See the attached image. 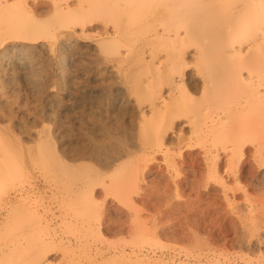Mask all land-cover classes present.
<instances>
[{
	"label": "rangeland",
	"instance_id": "rangeland-1",
	"mask_svg": "<svg viewBox=\"0 0 264 264\" xmlns=\"http://www.w3.org/2000/svg\"><path fill=\"white\" fill-rule=\"evenodd\" d=\"M69 1L74 4L76 0ZM228 30H225V32ZM227 33H225L226 36L223 38V42L227 46H231V44L237 42L234 38L235 29ZM217 36L214 37L217 38ZM219 36H222V34H219ZM133 38L135 40L134 44L141 43V38ZM96 42V40L82 39L80 45L83 44L84 54L82 53V55L79 49L78 52L77 50L75 51L77 55L71 57L67 55V60H65L69 68L66 67L67 70L64 69L65 67L63 68L65 63L63 64L62 60L60 61L59 40L56 41L53 50L47 51L42 58L39 56L37 62L40 64L36 65L35 68L40 66L46 70V87L43 92H39L34 88L33 85L38 81V78L36 79L33 74H29L31 80L24 79L25 81L21 82L22 85L21 83L18 84L17 81L9 85H12L11 87L19 85L16 89L13 90L10 87L4 92L1 91L0 100L2 104L0 105V110H3L6 114H11V120L6 116V121L4 120V123L0 125L2 127L0 132V174L3 178L2 186L0 187V197L13 193L15 188L22 185L26 186L30 190L31 199L37 202L39 210L43 214L46 210V214L51 220L52 232L51 235H44V238L34 236V232L28 236L25 235L26 231H28L26 228L30 227L36 220L33 215H18L7 220L4 215H0V264H29L30 259L34 256L39 258L41 263L44 260L45 264H130V262L131 264H139L140 260V264H149L144 258L146 255L152 257L153 264H155L154 261L157 264H162V261L163 264H264V157L261 154V150L264 148V123L251 125L255 128H252L248 123L249 119L253 121L257 116L264 115L263 106L262 108L244 106L240 112L234 115L236 132L233 131L231 134V145L234 144L231 147L233 148L232 160L230 159L227 165L225 160L220 161L217 176L216 174L214 176L213 172L209 168L204 167V165L201 168L198 167L197 174L203 175V179L200 178V181L194 180L197 185L194 188L190 185L191 180L194 179L192 167L189 162L182 163L180 161L178 164L182 156H180L181 151L175 141L169 144L172 154L176 160L178 159L174 167L171 162H166L161 156L154 160L148 158L145 160V157L141 156L139 152L120 159L110 167L111 169L104 167L100 163L101 160L99 159L104 156L102 158L100 156L88 158L89 155H87L86 158L85 156L76 155L77 158L79 157L78 161H69L72 157L76 158L71 155V152L81 150L83 147L84 149H90L96 144L103 145L105 143V145H112L113 148H122L123 146H128L129 143L132 145L134 140H136V137H134L136 135L135 132L139 129V116L136 108L138 104L136 100L138 98L135 99V96H133L136 105L133 103L127 108H122L123 106L120 104H122L125 97V84L120 80H115L114 74L111 72L113 69L111 66L118 59L115 54L118 51L126 52L127 47L124 46V43H113L107 51H104L96 47ZM84 44L89 45V49H86ZM196 49V46H191L188 52L196 51ZM158 50L161 51L160 47ZM136 51L133 60H143L142 56H139L142 49L139 48ZM186 56V60L190 61L191 64L187 72L193 73L197 80L203 78L200 72L201 69H199L201 66H196L197 64L199 65L196 62L197 56L191 57L188 53ZM75 59L77 60V67L74 66ZM100 59L101 62L102 60H111L108 63V69L104 63L98 62ZM236 59L242 60L240 58ZM141 65L143 66L144 64L139 65L140 67L135 74L136 79L141 75L139 71L142 67ZM244 71L246 70L244 69ZM19 75L23 76V73L19 72ZM244 75L246 76L247 74L244 73ZM6 76L11 78L13 74ZM108 77L109 80L107 79ZM25 85L28 86L25 87ZM200 94L198 97H201ZM23 123L25 124L23 125ZM11 131H15L14 133L21 137L22 144H18L16 141L11 142L8 138ZM243 142L245 144L244 149L241 148ZM54 148L55 150L56 148L59 149L58 152L61 157L65 158L64 161L69 168L68 170L66 167L65 170H68V172L62 170V173H56L57 169L55 168H57L59 160ZM245 148L249 151H246ZM254 151L255 153H253ZM247 154H250L251 157ZM249 161L252 164L250 167L247 165ZM261 162L263 163L261 164ZM139 164L143 166H139ZM247 168L251 171L253 170V172L249 173ZM186 169H189V171ZM175 174L177 177H173ZM120 177L121 180L119 181ZM90 186L94 188L92 189ZM141 187L144 190L146 189V201L154 199L151 202V206L147 203L144 204L143 194H141L144 190ZM199 195L200 198L198 197ZM216 200L218 201L216 202ZM182 204L185 206H182ZM214 204L216 205L213 206ZM167 209L171 212H168ZM0 213L5 214V210L0 209ZM100 216L103 217V221L109 218V221H106L105 225L103 224V230L107 231H104L106 236L98 235L96 230H92L93 234L87 233ZM139 216L143 220L147 218L146 216L150 217L142 225L146 229H144V232H146L144 237L141 235L140 223L136 220ZM110 218L115 222H111ZM249 219L251 221L248 222ZM89 225L91 226L90 228H88ZM131 229H135L133 234L129 232ZM162 229L165 231L163 232ZM94 234L97 235L95 236ZM100 237L101 239H99ZM37 238L41 240L38 241ZM258 239L260 240L258 241ZM29 245L30 248L28 247ZM223 248L225 249L224 251ZM96 249H102L101 252H98V254H101H96ZM133 250L136 251V254L132 253L134 252ZM140 250H142V253H140ZM139 253L143 254V258ZM121 254H125L126 257ZM27 255L29 258H26ZM100 255L102 256L100 257ZM118 255L120 258H124V261L114 262L113 257Z\"/></svg>",
	"mask_w": 264,
	"mask_h": 264
},
{
	"label": "bare ground",
	"instance_id": "bare-ground-1",
	"mask_svg": "<svg viewBox=\"0 0 264 264\" xmlns=\"http://www.w3.org/2000/svg\"><path fill=\"white\" fill-rule=\"evenodd\" d=\"M228 29H235L234 38L237 40V42L231 44V46H227V44L223 42V38L226 36L225 33L230 31ZM225 30L228 31L225 32ZM219 34H222V36H219ZM214 36H217V38H215ZM133 37L141 38V43L134 44L135 40H133ZM82 39L89 41L96 40V47L104 51H107L108 48H110L109 46H111V44L113 43H124V46L127 47L126 52L122 51V53L121 51H118V53L115 54V56H117L119 60H115L114 64L111 66L113 68L111 72L114 74L113 77L115 80H120L125 84V97L123 98L122 104H120L123 106L121 107L127 108V106H131L133 103L134 105H136V101H138L136 108L138 109L139 129L135 132L136 135L134 137H136V140H134L132 145L129 143L128 146H123L122 148H113L112 145H105L106 143L104 142L105 144H96L90 149H84L83 147V149L81 150L71 152V155L74 157H76V155L80 157H86L87 155H89L88 158L93 156H100L102 158V156H104L102 159H99L101 160L100 163L103 164L104 167L110 168L120 159L130 154L139 152L141 156L145 157V160L146 158L154 160L161 156L162 159H164L166 162H171L172 166L174 167L178 159L176 160L175 156L172 154L169 144L175 141L177 143L176 145L181 151L180 156H182V158L179 157L181 158V160H179L178 164L180 163V161L182 163L189 162V165L192 167L194 179L191 180L190 185L192 186V188H194L196 185L195 181H200V178H202L203 176L198 175L200 173L197 174L198 167L201 168L203 167L202 165H204V167L209 168V170L213 172L214 176L215 174L217 176V172L220 168V161L225 160L226 165L230 161L233 154V148L231 147L232 145H234H231V134L233 131L236 132L234 115L237 114V112H240V110H242L244 106L253 108H262L263 106L264 110V0H76L74 4H71L69 0H0V94L1 91L4 92L5 90H8L12 86H9L11 83L13 84L17 81L18 84H20L25 80H31L29 74H33L34 76H36V79L38 78V81L34 79L37 82L33 86L35 89H37V91L43 92L46 87V70L44 69V67L40 66L35 68L36 65L40 64L39 62H37L38 57L40 56L42 58L43 54L45 55L47 51L53 50L55 48L56 41L59 40V57L60 61L62 60L61 62H63V64L65 63V66H63V68L65 67L64 69H66L67 62H65V60H67L68 56L71 57L77 55L75 54V51L77 50L78 52L79 49L80 53H83V44L80 45ZM155 43L157 44L155 45ZM85 46L86 49H89V45L87 46L84 44V47ZM191 46H196V51L188 52V49ZM93 47L92 49L95 48ZM159 47L161 51L158 50ZM139 48L142 49L140 53L141 55L139 54V56H142L143 60H133L135 58V52H137L136 49ZM187 53L191 57L196 55L199 59L196 60V62L199 63V65L197 64L196 66H201L199 69H201L200 72L202 73L203 78H200V80H197V78L195 79L193 73L187 72V70H189V65H191L190 61L186 60ZM93 55L95 56V54ZM236 58H240L242 60H237ZM74 61V66L77 67V60L75 59ZM110 61L111 60H102L101 62V59L98 60L99 63H104L107 69L108 63ZM140 64L144 65H141L142 67L139 70L141 75L138 79H136L135 74L137 73ZM244 69L246 71L243 72ZM18 71L23 73V76L19 75ZM244 73H246L247 75L245 76ZM9 74H13V76L11 78H8L6 75ZM129 74L131 75L129 76ZM102 79L104 80L103 77ZM107 79L109 80V77ZM28 85H25V87H27ZM18 86H14L11 88H13L14 90ZM199 94L201 95V97H198ZM133 96H135V99H138L135 101ZM200 98L202 99L200 100ZM1 104L2 102L0 100V105ZM6 116L9 120H11V114H6L3 110H0V125L4 123ZM248 123L250 126L262 124L264 123V115L257 116V118H255L253 121H250L249 119ZM24 124L25 123H23V125ZM1 128L2 127H0V132L2 130ZM14 132L15 131H11V134L8 136V138L11 140V142L16 141L18 144H22L21 137H19ZM244 146L245 144L243 142L241 144V148L244 149ZM54 151L57 153V159L60 161L57 162V168H55L57 169L56 173H62V170L68 172L69 168L67 167L68 164L66 165V162L64 161L65 158L63 159V157H61L60 153L58 152L59 149L56 148L55 150L54 148ZM246 151L249 150L246 149ZM253 153H255V151ZM261 154L264 157V148L263 150H261ZM247 155L250 156V154ZM78 158L72 157L68 159L69 161L76 162L78 161ZM250 161L248 163L246 162L248 167L252 165ZM263 162H261V164ZM141 165L139 164V166ZM66 167L68 170H65ZM166 169H168V167H166ZM247 169L249 173L253 172V170L251 171L249 170V168ZM186 170L189 171V169ZM155 174L153 175L155 176ZM175 176L176 174L173 177ZM163 179L161 180L164 181ZM120 180L121 177L119 181ZM212 181L214 182V180ZM2 182L3 178L0 174V187L2 186ZM155 184L157 186L156 182ZM145 190L143 193L140 192L141 194H143L144 204L147 203L149 206H151V202L154 199L150 197L152 200L148 201V199L146 201L147 194ZM181 192L183 193V191ZM122 195L121 197L123 198ZM198 197L200 198V195ZM217 201L218 200H216V202ZM215 205L216 204H214L213 206ZM182 206L185 205L182 204ZM0 209L5 210V214L0 213V215H4L6 220L14 216L25 214L33 215L36 218L35 222H33L30 227L26 228L28 231H26L25 235L30 236L32 232H34V236L41 238H44V235H51V220L49 216H47L46 210L44 211V214L39 210L37 202L31 199L30 190L26 186L22 185L18 188H15L13 193H9L6 196L0 197ZM254 209L251 210L253 211ZM146 217V219H150V217ZM136 220H138L140 223L139 226H141L140 228L142 230L141 235H143V237L146 236V232H144L146 229L144 226H142L145 220H143L141 216H139ZM106 221H109V218L103 221V217H98L97 222L94 221L96 223L94 224L92 229L87 231V233L93 234L92 230H96L98 232V235L106 236L105 232L107 231L103 230V224L105 225V223H107ZM110 221L115 222L112 221L111 218ZM249 221H251V219H249L248 222ZM90 227L91 226L89 225L88 228ZM123 228L125 229V227ZM132 229L130 231L128 230L129 232H131L130 234H133V231H135V229ZM164 231L165 230H163V232ZM182 237L181 239H183ZM37 239L38 241L41 240L39 238ZM99 239H101V237ZM259 240L260 239H258V241ZM23 245L25 246V244ZM188 245L190 246V243ZM28 247L30 248V245ZM224 248L223 251L225 250ZM120 249L122 248L120 247ZM101 251L102 249H96V254ZM133 251L134 252L132 253L136 252L135 250ZM140 253H142V250H140ZM140 255L142 256L143 254ZM189 255L191 254L189 253ZM101 256L102 255H100V257ZM122 256L126 257L125 254H123ZM26 258H29L28 255ZM144 258L147 263L153 264L152 257L146 255L144 256ZM123 259L120 258L119 255L113 257L114 262H118L120 260L124 261ZM140 262L138 263L140 264ZM154 263L157 264V262L155 261ZM29 264H45V261L43 260L41 263V260L34 256L32 259H30Z\"/></svg>",
	"mask_w": 264,
	"mask_h": 264
}]
</instances>
